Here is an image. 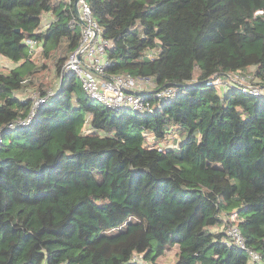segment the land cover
Segmentation results:
<instances>
[{
  "label": "trees",
  "instance_id": "trees-1",
  "mask_svg": "<svg viewBox=\"0 0 264 264\" xmlns=\"http://www.w3.org/2000/svg\"><path fill=\"white\" fill-rule=\"evenodd\" d=\"M84 1L112 42L106 75L175 93H147V113L105 107L62 71L80 40L74 0H0V55L14 63L0 70V264H155L174 245L171 264H263L264 96L210 81L240 70L264 85V0ZM54 78L31 122L6 128L32 108L16 92L44 96ZM172 127L177 148L161 145Z\"/></svg>",
  "mask_w": 264,
  "mask_h": 264
},
{
  "label": "built area",
  "instance_id": "built-area-1",
  "mask_svg": "<svg viewBox=\"0 0 264 264\" xmlns=\"http://www.w3.org/2000/svg\"><path fill=\"white\" fill-rule=\"evenodd\" d=\"M77 3L81 21L80 40L68 55L62 71H73L80 80L83 90L91 99L111 109L128 107L135 112L147 113L151 111L150 97L147 93H151L156 97L170 96L175 93L173 86L156 89L154 81L147 76L135 77L127 73L106 75L105 69L109 64L107 49L111 47L112 42L110 39L103 37L102 29L92 17L88 4L84 0H78ZM49 22L50 20L43 16L38 30L41 31ZM25 43L30 51L37 48L38 44L36 39H25ZM226 79L223 80L218 76H214L210 82L221 86L223 89H227L228 85L238 83L243 92L250 93L253 96H264V85L254 84L251 75L246 74L245 71L233 72ZM53 93V88L49 89L44 96L35 93L36 96L31 97L32 108L29 114L25 118L8 123L6 128L10 129L29 124L35 114V108L47 101ZM173 129L174 127L168 131L167 141L161 143L162 146L170 148L179 146L181 139L178 135L176 136ZM1 141L2 131H0V143ZM226 233L233 244L244 250L253 260L260 261V253L246 244L244 236L236 225H230L226 229ZM133 260H137L141 264H148L143 259L142 254L139 253L133 255Z\"/></svg>",
  "mask_w": 264,
  "mask_h": 264
},
{
  "label": "rangeland",
  "instance_id": "rangeland-1",
  "mask_svg": "<svg viewBox=\"0 0 264 264\" xmlns=\"http://www.w3.org/2000/svg\"><path fill=\"white\" fill-rule=\"evenodd\" d=\"M32 57L38 63H43L44 62V60L41 57V49H40V47H37V48H35L32 51ZM50 64H51V62L46 61V65L48 67H50V68L42 70V71H40V73L38 72L39 74L37 76V79L38 80H42L41 82L47 81L49 76L50 77L52 76V72L51 71H53L52 70L53 67ZM13 66H14V63L12 61L8 60L5 57L0 56V70L5 71V70H8L9 68H11ZM250 72L251 71L246 72V74L249 73L251 75ZM52 81L53 82L51 83V85H49L50 86L49 89L55 88V86L58 84V78H54ZM35 93H38V92L32 86H28V87L22 88L21 90L16 92V94L18 96H20V97H24V96L33 97L34 95L36 96ZM173 132L176 133V136L178 135L179 138L181 139L180 135L178 134L177 131H175V129H173ZM162 141L165 142L167 140L165 138ZM176 252H177V247L176 246H172V247L167 248L165 250V252L163 253V255L159 256L156 259V263L155 264H171V263H173L175 261V259H176Z\"/></svg>",
  "mask_w": 264,
  "mask_h": 264
},
{
  "label": "water",
  "instance_id": "water-1",
  "mask_svg": "<svg viewBox=\"0 0 264 264\" xmlns=\"http://www.w3.org/2000/svg\"><path fill=\"white\" fill-rule=\"evenodd\" d=\"M78 0H74V12L75 14L77 15V17L79 18L80 17V13H79V9H78ZM19 29H16V31H18Z\"/></svg>",
  "mask_w": 264,
  "mask_h": 264
},
{
  "label": "crops",
  "instance_id": "crops-1",
  "mask_svg": "<svg viewBox=\"0 0 264 264\" xmlns=\"http://www.w3.org/2000/svg\"><path fill=\"white\" fill-rule=\"evenodd\" d=\"M44 17H45L46 19H49V20H50V18H51L52 16H51L50 14L47 13V14L44 15ZM174 246L177 247V245H174Z\"/></svg>",
  "mask_w": 264,
  "mask_h": 264
}]
</instances>
